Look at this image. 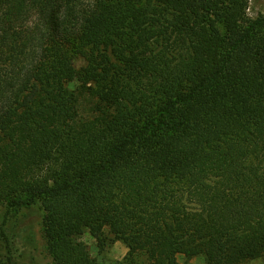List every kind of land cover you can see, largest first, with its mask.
<instances>
[{
    "label": "trees",
    "instance_id": "trees-1",
    "mask_svg": "<svg viewBox=\"0 0 264 264\" xmlns=\"http://www.w3.org/2000/svg\"><path fill=\"white\" fill-rule=\"evenodd\" d=\"M250 3L0 0V208L39 207L49 264H100L85 233L119 264H264Z\"/></svg>",
    "mask_w": 264,
    "mask_h": 264
},
{
    "label": "rangeland",
    "instance_id": "rangeland-1",
    "mask_svg": "<svg viewBox=\"0 0 264 264\" xmlns=\"http://www.w3.org/2000/svg\"><path fill=\"white\" fill-rule=\"evenodd\" d=\"M263 8L264 0H251L249 15L255 17ZM75 66L87 81L92 78L90 69L82 60H76ZM77 85V82H73L70 88L75 89ZM41 214L38 206L10 214H6V211L0 208V229L5 234L4 237L0 235V264H49L50 259L42 238ZM80 240L87 245L91 257L100 264H119L123 262L128 252L121 241L108 242L104 250L98 252L95 240L88 233ZM177 260L180 264H205L202 257L187 260L183 256H178ZM245 264L263 262L252 261Z\"/></svg>",
    "mask_w": 264,
    "mask_h": 264
}]
</instances>
